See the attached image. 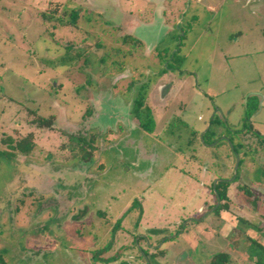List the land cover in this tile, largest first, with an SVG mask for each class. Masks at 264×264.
Returning <instances> with one entry per match:
<instances>
[{
  "label": "rangeland",
  "instance_id": "374dc122",
  "mask_svg": "<svg viewBox=\"0 0 264 264\" xmlns=\"http://www.w3.org/2000/svg\"><path fill=\"white\" fill-rule=\"evenodd\" d=\"M63 6L78 11L76 27L43 22L41 11ZM124 34L144 47L119 74L109 62L119 58L98 56ZM133 79L149 84L152 133L131 115ZM259 90L264 0H0V133L32 132L36 142L31 155H0V256L209 264L226 252L229 264H256L248 238L264 231V99L251 94ZM28 108L52 115V126L32 124ZM81 137L93 138L85 159ZM232 146L243 165L226 211L214 215L211 183L234 175ZM150 245L156 254L146 258L139 246Z\"/></svg>",
  "mask_w": 264,
  "mask_h": 264
},
{
  "label": "trees",
  "instance_id": "16d2710c",
  "mask_svg": "<svg viewBox=\"0 0 264 264\" xmlns=\"http://www.w3.org/2000/svg\"><path fill=\"white\" fill-rule=\"evenodd\" d=\"M57 7L49 8L46 11H41L40 17L43 20L44 23H52L54 25H64L69 27H76L77 21H78V11L76 9H72L67 17V11L64 9V12L58 13ZM123 41L129 42L131 41L130 36H126L123 38ZM137 44L140 46L141 42L137 40ZM98 45V44H97ZM96 46V45H95ZM124 56V54H123ZM123 66V65H122ZM144 86H141L138 89V92L136 96L134 97L132 101V115L135 117L139 123V125L146 131H152V127L154 124V120L152 117V113L150 110V107L146 103V92ZM256 108V107H254ZM28 114L32 115L33 118L31 119V123L35 124L37 127H51L53 122V116H42L38 113L36 109H29L28 108ZM210 130V128L207 130V132ZM195 133V131H194ZM204 142L205 139H203ZM211 140L210 142H212ZM80 153L82 155V158H88L91 156L90 152L86 151V146L93 149L92 142L93 138L90 137L89 139H85L83 137L80 138ZM240 145V144H239ZM36 147V142L34 141V136L32 132L26 133V134H4L0 133V155L6 156V157H12L16 154H22V155H31ZM219 198L222 200V203H220L217 208L215 209L216 213H219L222 210L227 209V203L225 200L227 199L226 195V189H227V183L226 182H220L216 186ZM243 189V187H242ZM245 189V188H244ZM247 192V190H245ZM101 215L104 214L103 212L100 213ZM259 248H263L260 244L256 245ZM107 248V246H106ZM105 248V249H106ZM162 250H159V253H161ZM99 254V253H98ZM147 257H149L150 254H147ZM156 253L151 254L150 256L155 257ZM94 258V256H93ZM117 259L116 256L107 257V258H101L104 262H110ZM0 261H2L3 264H7L4 259L0 256ZM230 262V255L226 252H220L215 255H213L212 259L210 260L209 264H229ZM146 264V263H145ZM258 264H264V255L260 254L258 256Z\"/></svg>",
  "mask_w": 264,
  "mask_h": 264
},
{
  "label": "flooded vegetation",
  "instance_id": "af4514ba",
  "mask_svg": "<svg viewBox=\"0 0 264 264\" xmlns=\"http://www.w3.org/2000/svg\"><path fill=\"white\" fill-rule=\"evenodd\" d=\"M64 8L60 11V13H62V12H64V9H66V11H67V14H66V16L65 17H67V15H68V13L72 10V9H74V8H67V6H63ZM78 20H79V13H78ZM77 23H78V21H77ZM68 27V26H67ZM72 27V26H71ZM126 36H130V39H131V41H130V43L129 42H124L123 41V38L124 37H126ZM137 40L138 41H140L141 42V45L139 46L138 44H137ZM118 42L121 44V45H119V46H110V52H108L107 50H105L101 55H99L98 56V61L100 62V63H104L109 57H111V56H114V57H117V59L118 60H120L121 62H120V64L118 63V61L116 62V64L114 63V61L111 59V61H109L110 62V64H111V66H112V68H116L115 69V71H116V73H119V72H124V70H125V66H126V62L127 61H130V58L131 57H133V54H135V51H136V49L137 48H143L144 47V43H143V41H141L140 39H138V38H135V37H133L132 35H127V34H124V36H122V38H121V40H119L118 39ZM96 44H94V46H95ZM96 49H100V48H96ZM112 50V51H111ZM105 52H107V53H105ZM123 54H124V56H123ZM130 55V56H129ZM173 55V54H172ZM120 56H122V57H124V58H126V61L125 60H123V59H121L120 58ZM128 57V58H127ZM112 58V57H111ZM86 60H84V62H85ZM122 63V64H121ZM123 65V66H122ZM165 68L164 67H162V69H158V73L159 72H161L160 74H164L165 73V71L164 70H169L170 68H169V66H168V64H165ZM133 68L134 69H132V71H136L135 69H137L136 68V66L135 65H133ZM119 74H121V73H119ZM159 74V75H160ZM128 84H129V86H131V85H135L138 89L141 87V86H144L143 88H145L144 90H145V92H146V103H147V95H148V90H149V84L148 83H146V82H144V81H140V80H135V79H133V80H131V81H128ZM162 89H164V91H165V94H166V92H167V90H168V85H163V87L161 88V90ZM161 90H160V92H161ZM165 96V95H164ZM163 96V97H164ZM134 99V98H133ZM133 99L131 100V103H132V101H133ZM147 105H148V103H147ZM149 106V105H148ZM131 108H132V106H131ZM131 115H132V109H131ZM214 115H216V111L214 112ZM133 116V115H132ZM133 118H135V117H133ZM214 118V117H213ZM135 120L137 121V119L135 118ZM213 120V119H212ZM138 122V121H137ZM211 124V123H210ZM210 124L207 126V128L202 132V134H201V137H202V135H204L205 134V132L210 128ZM138 125H139V123H138ZM139 127H141L140 125H139ZM141 129L142 130H144L142 127H141ZM149 132V131H148ZM150 133H152L151 131H150ZM195 133H196V131H195ZM194 133V134H195ZM197 135V134H196ZM221 137V134H220V136H218L217 137V139H213V141L212 142H209L208 143V145H216L217 143H218V140H219V138ZM84 138V137H83ZM86 139V138H85ZM89 139V138H88ZM203 139V138H202ZM203 143H205V142H203ZM232 148H233V150L235 151V154H236V156H237V158H236V164H235V166H236V171H235V167H234V175L232 176H230V177H219V178H217V180L216 181H214L213 183H211V192H212V194L214 195V198H215V203L214 204H212L211 205V208H210V211H211V213H213L214 215H219L220 214V212L219 213H216L215 212V209L217 208V206L220 204V203H222V200L219 198V195H218V192H217V189H216V186H217V184L218 183H220V182H226L227 183V187L229 186V184L231 183V182H233V181H236L237 180V178H238V169H240L241 168V166L243 165L242 163H243V161H242V159L239 157V153L237 152V150H236V148L234 147V146H232ZM245 188V190H247V194H250V191L248 190V188H246V187H244ZM227 190V189H226ZM224 212L226 211V210H223ZM101 213V212H100ZM237 219H241L242 221H244V222H247V223H249V221L248 220H246V219H244V218H241V217H236ZM116 225V224H115ZM118 225V224H117ZM115 227V226H114ZM258 231V233L259 234H261L260 236H259V239L261 240V241H258L257 239L255 240V239H252V238H248V239H250L251 241V246H253V249L256 251L255 252V254L253 253V254H251L250 256H249V258L251 259V258H255L256 259V264H258V256L260 255V254H263L264 255V231L261 229V226L257 229ZM139 237H137L136 238V235H135V237H134V239L132 240V244L130 245V246H133V248H134V246H136V244H139L140 245V242H139V239H138ZM140 240H142V241H144V242H146V243H149L148 241H147V238H146V236H142L141 238H140ZM261 245L263 248H259L258 246H256V245ZM108 245V244H107ZM140 248V250H141V252H142V255H144L146 258H148L147 257V255L145 254V252L147 253V254H153L154 252H155V250H157V248L155 249V247H152L151 245L149 246V247H151L152 249H151V251L149 250V249H147V248H145V247H142V246H139ZM123 248H125V249H129V248H132V247H127V246H124ZM118 253V252H117ZM117 253L116 254H114V255H111V256H109V257H112V256H116L117 255ZM117 257V256H116ZM101 258H107V257H101ZM102 261V260H101ZM232 260H231V257H230V262H231ZM102 262H104V261H102ZM143 264H145V263H143ZM146 264H148L147 262H146Z\"/></svg>",
  "mask_w": 264,
  "mask_h": 264
},
{
  "label": "crops",
  "instance_id": "0c3cea01",
  "mask_svg": "<svg viewBox=\"0 0 264 264\" xmlns=\"http://www.w3.org/2000/svg\"><path fill=\"white\" fill-rule=\"evenodd\" d=\"M262 89V88H261ZM263 90V89H262ZM262 90H259V91H254V92H252L251 94H262V96H263V99H264V91H262Z\"/></svg>",
  "mask_w": 264,
  "mask_h": 264
},
{
  "label": "water",
  "instance_id": "95a60500",
  "mask_svg": "<svg viewBox=\"0 0 264 264\" xmlns=\"http://www.w3.org/2000/svg\"><path fill=\"white\" fill-rule=\"evenodd\" d=\"M165 95V91L164 89L161 90V97H163ZM235 171H236V166H235Z\"/></svg>",
  "mask_w": 264,
  "mask_h": 264
}]
</instances>
